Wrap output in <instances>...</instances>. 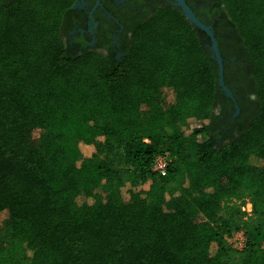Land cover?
Wrapping results in <instances>:
<instances>
[{
    "label": "trees",
    "instance_id": "obj_1",
    "mask_svg": "<svg viewBox=\"0 0 264 264\" xmlns=\"http://www.w3.org/2000/svg\"><path fill=\"white\" fill-rule=\"evenodd\" d=\"M77 1L0 0V264H264V0H219L256 97L225 142L213 110L233 105L202 31L164 4L120 58L77 54L62 38Z\"/></svg>",
    "mask_w": 264,
    "mask_h": 264
},
{
    "label": "flooded vegetation",
    "instance_id": "obj_2",
    "mask_svg": "<svg viewBox=\"0 0 264 264\" xmlns=\"http://www.w3.org/2000/svg\"><path fill=\"white\" fill-rule=\"evenodd\" d=\"M174 0H79L65 16L62 38L75 53L94 50L102 55L120 58L129 46L132 29L150 18L164 4ZM195 15L219 39L223 54L225 82L235 95L238 111L232 101L217 103L213 110L214 133L221 131L224 142L235 137L255 113L249 61L242 43L236 39L225 9L219 0H185ZM226 97V96H225ZM218 118V120H217Z\"/></svg>",
    "mask_w": 264,
    "mask_h": 264
},
{
    "label": "water",
    "instance_id": "obj_3",
    "mask_svg": "<svg viewBox=\"0 0 264 264\" xmlns=\"http://www.w3.org/2000/svg\"><path fill=\"white\" fill-rule=\"evenodd\" d=\"M96 4H99V0H96ZM77 4L75 3L71 8L75 7ZM173 6L177 8L184 18L196 29L202 31L205 36L209 39V45H206L210 51L211 56L210 58L213 59L217 65V82L221 89V91L224 93V95L229 98L232 103L234 104V107L238 111L237 104L235 99L233 98L231 90H229L225 84H224V78H223V58L221 56L216 38L214 36V33L212 29L207 26L205 23H203L196 15L195 12L187 5L185 0H174Z\"/></svg>",
    "mask_w": 264,
    "mask_h": 264
},
{
    "label": "rangeland",
    "instance_id": "obj_4",
    "mask_svg": "<svg viewBox=\"0 0 264 264\" xmlns=\"http://www.w3.org/2000/svg\"><path fill=\"white\" fill-rule=\"evenodd\" d=\"M159 99H160L161 104L163 106H166V103L169 100V97L161 95ZM197 125H199V124H197ZM43 134H44V132L38 128L29 130L27 132V138H28V141L30 143V146L35 148L37 145H39L41 143V138H42ZM89 192L90 191L88 189H84V188L80 189V194H81V197L83 199H85L88 196ZM96 192L101 193L100 190H96ZM104 196H106L108 198L115 199L116 198V190L112 189L108 193L104 194ZM193 219L195 221H201L203 218L199 214H197L193 217ZM11 235H12V231H11L8 223L7 222H1L0 223V245L7 244L10 240Z\"/></svg>",
    "mask_w": 264,
    "mask_h": 264
},
{
    "label": "built area",
    "instance_id": "obj_5",
    "mask_svg": "<svg viewBox=\"0 0 264 264\" xmlns=\"http://www.w3.org/2000/svg\"><path fill=\"white\" fill-rule=\"evenodd\" d=\"M167 165H168V157L166 155H158L154 160L152 170L156 172L159 176H165L167 172ZM241 209L247 215H249L251 213L250 202L246 201ZM225 240L231 248L238 251L242 250L246 244V236L244 232L241 230L225 236Z\"/></svg>",
    "mask_w": 264,
    "mask_h": 264
}]
</instances>
